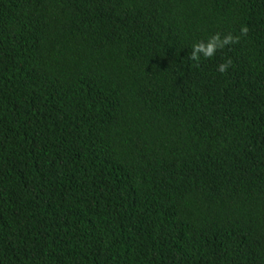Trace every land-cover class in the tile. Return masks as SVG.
<instances>
[{"label": "trees", "instance_id": "1", "mask_svg": "<svg viewBox=\"0 0 264 264\" xmlns=\"http://www.w3.org/2000/svg\"><path fill=\"white\" fill-rule=\"evenodd\" d=\"M0 264H264V0H0Z\"/></svg>", "mask_w": 264, "mask_h": 264}, {"label": "clouds", "instance_id": "2", "mask_svg": "<svg viewBox=\"0 0 264 264\" xmlns=\"http://www.w3.org/2000/svg\"><path fill=\"white\" fill-rule=\"evenodd\" d=\"M248 31L249 29L246 25L242 26L240 29L241 36H247ZM239 40L240 37H233L231 34L222 38L220 33H216L209 37L206 42L200 41L194 43L188 58L199 64L201 56L205 59L212 58L218 50L224 49L226 45L238 43ZM231 64V59H228L225 63L218 66V71L222 74L227 72Z\"/></svg>", "mask_w": 264, "mask_h": 264}]
</instances>
